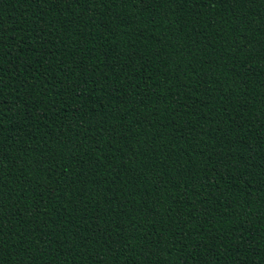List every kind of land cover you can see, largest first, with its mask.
<instances>
[{
	"label": "trees",
	"instance_id": "trees-1",
	"mask_svg": "<svg viewBox=\"0 0 264 264\" xmlns=\"http://www.w3.org/2000/svg\"><path fill=\"white\" fill-rule=\"evenodd\" d=\"M0 264H264V0H0Z\"/></svg>",
	"mask_w": 264,
	"mask_h": 264
}]
</instances>
